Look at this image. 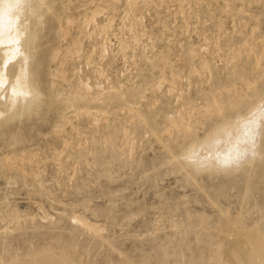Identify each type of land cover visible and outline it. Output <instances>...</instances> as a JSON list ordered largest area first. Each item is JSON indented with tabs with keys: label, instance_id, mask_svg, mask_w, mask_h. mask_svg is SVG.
Here are the masks:
<instances>
[{
	"label": "rangeland",
	"instance_id": "obj_1",
	"mask_svg": "<svg viewBox=\"0 0 264 264\" xmlns=\"http://www.w3.org/2000/svg\"><path fill=\"white\" fill-rule=\"evenodd\" d=\"M43 13L30 71L43 100L0 127V264H236L220 229L238 218L264 235L263 142L228 170L185 154L259 115L264 0H48ZM241 254L264 264V249Z\"/></svg>",
	"mask_w": 264,
	"mask_h": 264
},
{
	"label": "bare ground",
	"instance_id": "obj_2",
	"mask_svg": "<svg viewBox=\"0 0 264 264\" xmlns=\"http://www.w3.org/2000/svg\"><path fill=\"white\" fill-rule=\"evenodd\" d=\"M46 1L48 0H19L22 7L9 9L8 6L17 0H0V7L4 9L0 28V127L4 122L12 119L19 121L29 115L43 100L42 93L34 85L31 72L35 64V44L43 24ZM254 111L255 109H251L248 116L235 115L231 121L219 123L213 128L211 139L206 137L198 141L201 144L196 147L190 145L185 158L195 169L209 166L223 170L237 168L242 162L252 160L254 155H249L238 165L223 163L238 146V141L243 139L244 121ZM255 154L260 156L258 145ZM220 232L222 238L219 242L221 244V240H224V247L231 253L236 264L243 262L242 252L251 256L257 249H264V235L249 229L238 218L228 221ZM217 264H226V261L220 259Z\"/></svg>",
	"mask_w": 264,
	"mask_h": 264
},
{
	"label": "snow or ice",
	"instance_id": "obj_3",
	"mask_svg": "<svg viewBox=\"0 0 264 264\" xmlns=\"http://www.w3.org/2000/svg\"><path fill=\"white\" fill-rule=\"evenodd\" d=\"M19 7H22L19 0L8 6L9 9ZM3 13L4 9L0 7V28H2ZM256 111H258L259 115L250 113L251 118L244 121L243 139L238 141V146L223 160L224 164L238 165L249 155H255L258 143L264 142V96L260 98Z\"/></svg>",
	"mask_w": 264,
	"mask_h": 264
}]
</instances>
